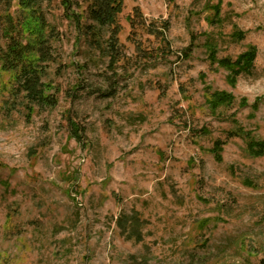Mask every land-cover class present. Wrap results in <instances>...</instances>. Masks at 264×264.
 <instances>
[{
  "label": "rangeland",
  "instance_id": "1",
  "mask_svg": "<svg viewBox=\"0 0 264 264\" xmlns=\"http://www.w3.org/2000/svg\"><path fill=\"white\" fill-rule=\"evenodd\" d=\"M71 1L0 0V264H264L247 147L264 141V0H124L113 59ZM9 21L20 44L48 36L54 107L15 98ZM249 46L232 83L218 62ZM214 92L233 100L212 109Z\"/></svg>",
  "mask_w": 264,
  "mask_h": 264
},
{
  "label": "trees",
  "instance_id": "2",
  "mask_svg": "<svg viewBox=\"0 0 264 264\" xmlns=\"http://www.w3.org/2000/svg\"><path fill=\"white\" fill-rule=\"evenodd\" d=\"M25 1L24 7H28L31 11L36 6L37 0H22ZM88 3L87 18L99 27L105 29L108 35V51L113 57L118 58L117 42L118 33L120 32V24L118 16L122 12L124 0H85ZM173 3L174 0H167ZM65 7L79 5L71 0H61ZM68 13V12H67ZM74 16V14H72ZM85 14L75 16V24L77 29H82V19ZM40 22L43 24L44 19L40 17ZM9 29L5 34L8 37L9 45L7 51L1 54L7 62L2 64L4 70H12L14 72V80L12 83L13 94L20 97L21 102L28 108L35 107L38 110L52 108L56 105V98L49 93V85L43 81L46 71L47 61H53L50 54L48 36L40 35L33 42L20 44L16 36V28L14 22L9 21ZM95 25H86L85 29L90 31L94 37L97 36ZM244 38L243 33H238L237 40ZM33 56L31 59L28 57ZM257 56L255 46H249L247 49L238 55L235 60L230 58L220 59L218 64L229 71L230 81L233 83L235 79L241 75H251ZM209 103L212 109H217L218 106L228 104L233 100V97L225 92H214L209 98ZM240 133V132H239ZM238 134V133H237ZM239 135V134H238ZM72 136L79 142L80 137L77 133H72ZM218 147V143H216ZM248 149L255 155L261 156L264 154V141H256L250 139L247 141ZM218 157V156H217Z\"/></svg>",
  "mask_w": 264,
  "mask_h": 264
}]
</instances>
